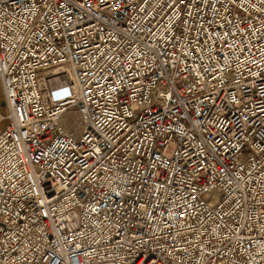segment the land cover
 Returning a JSON list of instances; mask_svg holds the SVG:
<instances>
[{"label": "built area", "instance_id": "2783aa9c", "mask_svg": "<svg viewBox=\"0 0 264 264\" xmlns=\"http://www.w3.org/2000/svg\"><path fill=\"white\" fill-rule=\"evenodd\" d=\"M0 84V264H264V0H0Z\"/></svg>", "mask_w": 264, "mask_h": 264}, {"label": "rangeland", "instance_id": "374dc122", "mask_svg": "<svg viewBox=\"0 0 264 264\" xmlns=\"http://www.w3.org/2000/svg\"><path fill=\"white\" fill-rule=\"evenodd\" d=\"M5 100V95L3 88L0 84V114L5 116L8 113L7 107L2 104V102ZM66 121L64 122L65 126L69 128L70 130H73L76 135L79 134V126L77 123L76 114L74 112H70L67 114ZM8 120H3L0 124L1 127L5 126L7 124Z\"/></svg>", "mask_w": 264, "mask_h": 264}]
</instances>
